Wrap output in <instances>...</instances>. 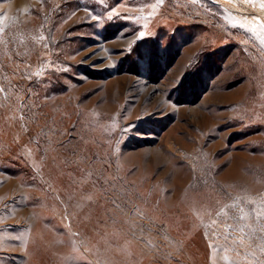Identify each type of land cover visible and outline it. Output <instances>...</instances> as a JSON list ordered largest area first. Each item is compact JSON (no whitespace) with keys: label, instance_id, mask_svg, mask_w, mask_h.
I'll return each instance as SVG.
<instances>
[{"label":"rangeland","instance_id":"rangeland-1","mask_svg":"<svg viewBox=\"0 0 264 264\" xmlns=\"http://www.w3.org/2000/svg\"><path fill=\"white\" fill-rule=\"evenodd\" d=\"M0 264H264V0H0Z\"/></svg>","mask_w":264,"mask_h":264},{"label":"snow or ice","instance_id":"snow-or-ice-1","mask_svg":"<svg viewBox=\"0 0 264 264\" xmlns=\"http://www.w3.org/2000/svg\"><path fill=\"white\" fill-rule=\"evenodd\" d=\"M140 35H141V37H142V36L144 35V33H141Z\"/></svg>","mask_w":264,"mask_h":264}]
</instances>
